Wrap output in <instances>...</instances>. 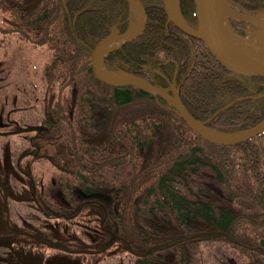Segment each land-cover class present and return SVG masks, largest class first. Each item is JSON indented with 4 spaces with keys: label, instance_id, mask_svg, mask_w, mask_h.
Here are the masks:
<instances>
[{
    "label": "trees",
    "instance_id": "16d2710c",
    "mask_svg": "<svg viewBox=\"0 0 264 264\" xmlns=\"http://www.w3.org/2000/svg\"><path fill=\"white\" fill-rule=\"evenodd\" d=\"M33 1L0 0V30L51 55L46 74L61 93L32 141L58 168L55 205L97 199L111 235L140 245L136 264H199L206 240L264 264V132L216 144L159 95L99 80L92 53L112 33L132 29L129 0H41L30 10ZM140 1L146 28L106 55L108 71L174 87L197 120L221 133L264 120V80L224 68L170 19L166 0ZM231 1L248 13L264 9V0ZM181 8L196 27V0H181ZM41 202L52 214L51 201Z\"/></svg>",
    "mask_w": 264,
    "mask_h": 264
},
{
    "label": "rangeland",
    "instance_id": "374dc122",
    "mask_svg": "<svg viewBox=\"0 0 264 264\" xmlns=\"http://www.w3.org/2000/svg\"><path fill=\"white\" fill-rule=\"evenodd\" d=\"M172 2L175 11L177 0ZM0 24L5 25L1 18ZM243 27L245 37L256 36V26ZM256 44L264 46L259 37ZM50 62L47 48L34 47L17 34L0 30V264H135L137 256L132 248L122 239L111 241L114 235L102 205L87 206L72 220L44 214L35 198L32 179H36L38 191L43 186L51 189L47 184L59 174L49 159L31 156L21 161L25 175L33 176L32 179L21 178L24 175L16 169L20 154L33 151L28 128L41 124L40 120L61 93L58 83L47 77ZM48 189L42 199L46 197L53 202L57 191ZM5 204L8 214L3 212ZM8 225L17 226L22 233H5L3 228ZM36 235L48 239L55 247L47 246ZM110 241V248L106 247ZM136 244L132 245L135 250L140 248ZM62 245L72 250L60 249ZM198 253L199 264H250L240 252L219 241H202Z\"/></svg>",
    "mask_w": 264,
    "mask_h": 264
},
{
    "label": "water",
    "instance_id": "95a60500",
    "mask_svg": "<svg viewBox=\"0 0 264 264\" xmlns=\"http://www.w3.org/2000/svg\"><path fill=\"white\" fill-rule=\"evenodd\" d=\"M41 0H34L33 3L28 7L30 10L35 9L38 6ZM130 4L133 8V2L135 1L138 9L141 13V25L136 30H129L127 33L119 35V34H111V36L103 39L96 49L93 51V64L94 74L101 81H104L110 85L115 86H124V85H137L138 87L149 91L153 95H159L164 98L167 102L172 104L180 115H182L185 122L191 126L200 136L202 135L210 142H214L220 145H229L234 146L244 141L254 138L256 135L264 132V120L261 123L254 125L249 129L244 130L241 133H221L216 129L208 127L205 122H200L197 120L186 108L185 104L182 103L180 94L172 95L170 94V89H163L158 86H154L146 79L144 80L141 77L133 76L127 73H124L121 76L113 75V77L101 76L98 73V52L101 47L110 40L115 46H113L110 50H108L104 55L111 52L112 50L120 48L126 42H131L133 39L141 36L143 34L144 29L147 25V12L141 3L140 0H129ZM205 3L206 7V16L205 20L201 18L199 14V6L201 3ZM196 8H197V18H198V26L194 28L191 26L186 19H184L181 8V0H177L176 10L174 12V17L172 13V9L168 6L170 11V19L176 23L178 28L183 31V33L188 34L189 36L200 39L205 43L207 48L212 52L218 62L222 64L224 68L227 70H231L233 73L239 76H245L250 79H259L264 80V63H256L254 61H250L249 59L243 57L242 55L237 54L235 49L232 48L230 42L227 38V33L229 26L232 27V23L243 24L246 27L249 25H253L257 22L258 17L260 15H264V9L259 10L257 13H252L249 15H245L232 6L231 0H196ZM252 28V27H251ZM250 28V31H251ZM260 40L264 42V33H259L258 29L256 31ZM260 47L264 51V46H256ZM105 57V56H104ZM104 60V58H103ZM204 127L210 131H214L219 133L220 135H225L223 138H217L214 136H210L204 130Z\"/></svg>",
    "mask_w": 264,
    "mask_h": 264
},
{
    "label": "flooded vegetation",
    "instance_id": "af4514ba",
    "mask_svg": "<svg viewBox=\"0 0 264 264\" xmlns=\"http://www.w3.org/2000/svg\"><path fill=\"white\" fill-rule=\"evenodd\" d=\"M147 12V11H146ZM113 34V33H112ZM116 34V33H115ZM188 35V34H187ZM124 45V44H123ZM122 47V46H121ZM105 60V59H104ZM106 68H107V66H106ZM112 73V72H111ZM259 80V79H258ZM263 81V80H262ZM172 88H174V87H172ZM171 89V88H170ZM171 94V93H170ZM56 101H57V99H56ZM55 104V103H54ZM50 110L51 109H49L48 110V112L46 113V115H45V117L43 118V119H41L40 120V122H41V124L40 125H32V126H30V128H28V130L27 131H29L32 135H31V137H30V144L32 145V147H33V151H31V152H29V153H25V152H22L21 154H20V158H19V161H18V163H17V165L16 166H18V168H16L17 170H19L20 171V173L21 174H23L24 176L23 177H21V178H24V177H27V178H33V176L31 177V176H26L25 175V169H23L21 166H20V164H21V161H23L24 159H26V158H30L31 156H34V157H36V158H40V159H42V158H47V159H49L50 160V158L49 157H47V155L46 154H44V152H37V151H35L34 150V144H33V141H32V139L34 138V137H36V136H39V138H41V136H42V129L45 127V122H44V120L48 117V115H49V113H50ZM4 134V133H3ZM6 135H8L7 133H5ZM38 147H40L39 145H38ZM38 153V154H37ZM40 154V155H39ZM51 161V160H50ZM54 167H55V169H56V171H58V168L55 166V165H53ZM28 168V167H27ZM28 169H30V168H28ZM32 181H33V185L35 186V189H34V192H35V198L37 199V203L39 204V207H41V204H42V202H41V200H42V198H39V196H44L45 195V190H47L48 188L46 187V186H43L42 184H41V182H39L38 184H41V186H43V188L40 190V191H38V189H37V181H36V179H32ZM51 182V181H50ZM56 180H55V178H54V181H52L51 183H53V185H55L56 184ZM51 183H49V184H47V185H49L50 187H51V189H48V190H50V191H52V192H55L56 191V187H53V186H51ZM49 187V188H50ZM40 194V195H39ZM39 195V196H38ZM63 201V203L60 205V204H58V205H55V204H57L56 202H51V206H52V211L54 212H52V214H50L46 209H43V207H41L44 211H45V215H49V216H54V217H60V218H62V219H65V220H72V219H75V218H77V217H79V216H77L78 215V213L80 212H82V210H84L87 206H91V207H94V206H96V207H98V205H100V204H98V202H97V199H96V201L93 199L92 201H91V203H87V204H85V206L82 204V202H81V200H78V201H76L77 203L76 204H72V203H70V202H67V201H65V200H62ZM66 204H68L69 206H65ZM58 206H60V208L59 209H56L55 207H58ZM62 206V207H61ZM102 207V209H104L103 208V206H101ZM4 209H5V211H3V212H7V214L9 213L8 212V209L6 208V204L4 205ZM49 213V214H48ZM67 214L69 215V217H67ZM7 222H8V224L10 223V219H9V217L7 218ZM12 229V230H11ZM19 228L17 227V226H14L13 228H11V227H9V225L7 226V227H4L3 228V230H5V233L7 232V233H11V234H14V233H22V232H19L20 230H18ZM110 231V230H109ZM27 233V232H26ZM113 235V234H112ZM37 236V235H36ZM37 239H39V240H41V242H43L44 244H47V246L49 245V246H51V247H55L53 244H52V242H50L48 239H43L42 237H38L37 236ZM114 239H116L115 241H114V243H116V241H119V242H121V239H122V237H119V236H117V235H114L113 236V238H112V240L111 241H113ZM124 239V238H123ZM111 241H110V244L108 245V246H106V247H109L110 248V246H111ZM127 246H129L130 248H132L131 249V251H133L134 252V255H136L137 257V259H136V261H135V264L137 263V261H138V259L140 258V254L137 252V251H139L138 250V248H136V250H135V248L133 249V247L134 246H130L129 245V243L125 240H122ZM59 248L60 249H64V250H66V251H68V250H72L71 248H69V246L68 247H66V246H64V245H62V246H59ZM144 253H143V257H144Z\"/></svg>",
    "mask_w": 264,
    "mask_h": 264
},
{
    "label": "bare ground",
    "instance_id": "6f19581e",
    "mask_svg": "<svg viewBox=\"0 0 264 264\" xmlns=\"http://www.w3.org/2000/svg\"><path fill=\"white\" fill-rule=\"evenodd\" d=\"M172 2V0H170ZM170 8L172 9V4H170ZM199 14L201 16V18H203L204 20L206 19V7H205V3H201L199 6ZM133 11H134V15L132 18L133 24H132V29L131 30H136L137 28L140 27L142 21H141V13L140 10L138 9L135 1L133 2ZM173 11V9H172ZM254 26L257 27L259 33H264V15H260V17H258L257 22L254 24ZM256 36L258 37V34H256ZM254 36H250V37H245V36H241L238 35L235 32V29H233V27L229 26L228 29V33H227V38L228 41L230 42L231 46L233 49H235V51L237 52V54L242 55L243 57L249 59L250 61H254L256 63H264V51L262 49H260V47H256V38L257 37ZM113 46H115V44L110 40L107 41L99 50L98 52V57H97V62H98V73L99 75H103V76H107V77H113V74L110 73L106 66L104 65V54L110 50ZM263 46V45H262ZM204 130L206 131V133L208 135H210L211 137H219V138H223L225 137V135H220L219 133L214 132L213 130L210 131L208 129H206L204 127Z\"/></svg>",
    "mask_w": 264,
    "mask_h": 264
}]
</instances>
